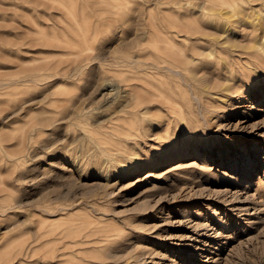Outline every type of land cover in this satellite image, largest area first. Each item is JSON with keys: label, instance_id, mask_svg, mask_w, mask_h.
<instances>
[{"label": "rangeland", "instance_id": "1", "mask_svg": "<svg viewBox=\"0 0 264 264\" xmlns=\"http://www.w3.org/2000/svg\"><path fill=\"white\" fill-rule=\"evenodd\" d=\"M174 18L224 30L228 8L220 0H0V264H58L52 257L62 251V264H264V65L251 64L261 32L243 49L253 61L230 63L237 77L245 69L239 86L261 80L221 112L226 130L220 121L202 126L183 87L159 95L165 106L150 114L117 118L121 101L95 91L100 77L123 89L127 77L146 74L133 62L143 31ZM185 44L207 49L204 67L232 54L205 39ZM116 125L137 137L136 170L119 168L136 144L115 146ZM170 142L178 150L168 154Z\"/></svg>", "mask_w": 264, "mask_h": 264}, {"label": "bare ground", "instance_id": "2", "mask_svg": "<svg viewBox=\"0 0 264 264\" xmlns=\"http://www.w3.org/2000/svg\"><path fill=\"white\" fill-rule=\"evenodd\" d=\"M244 1L245 5L243 6L239 2L232 4V0H220V4L228 8V18L224 21V30L200 28L195 25L187 26L178 21L177 18H174L172 19L173 22L167 23L164 28L151 25L143 31L144 43L140 44L141 51H139L138 57L133 62L142 64L143 67H139L138 69H142L147 73L139 78L135 76L127 77L124 83L126 87L123 89L118 88L107 77L98 78L95 88L98 96L105 103L111 100L121 101L119 107L111 114V118H115L121 112H128L138 116L150 114L153 109L165 106L164 101L157 98L159 95L165 93L170 94L174 88L181 89L183 87L186 89L184 90L185 93H183V96L194 101L196 106L195 113L199 118V123L205 127L208 123L220 121L219 117L221 116L219 115L222 114V111L225 113L224 111L228 110L227 106L231 103L230 101L243 97L242 89L245 88L249 92L254 90L256 93L259 90L256 83L260 82L259 80L261 79L253 78L251 75L249 80L245 81L246 87L239 86L242 78L240 74L242 75L245 69L237 72L239 74L237 77L233 66L231 67V64L234 63V66L246 68V65L253 61V58L249 56L250 52L245 54L243 49L250 44L257 31L261 32L257 40L263 43V50L260 56L251 64L257 69L261 64L264 65V0ZM176 38L179 39L177 40ZM198 39L207 40L210 48L214 46H226L230 52L232 51V54L229 56L230 60L228 62H222L221 64L216 61V64H210L209 67H204L202 65L204 60H201V58L207 52L205 51L207 49L202 47L197 48L198 46L195 44L189 47L180 46L181 44H185V42L196 41ZM185 46L187 45L185 44ZM214 53L215 56L219 57L217 52H211V54ZM128 64L133 66L132 62H128ZM153 70H157L158 72L162 71L166 73V76L150 74ZM215 70L219 72L216 73ZM223 72L227 74L224 73L222 75ZM139 91H144L147 96L138 95ZM122 97H124L123 100H121ZM165 99L168 101V98ZM232 106L231 103L230 107ZM219 125H221V121ZM230 125V121H228L226 124L219 126V128L226 130ZM116 126L111 130L117 140L115 146H118L120 150L124 151L130 141L134 140V144H136L135 147H131L129 150V153L135 155L133 159L130 158L131 162L120 164L119 168L128 171L130 169L132 171L133 169L136 170L140 166L137 162L142 161L141 158L136 156V153L140 149L137 147L139 144L135 140L137 137L125 127H121L120 125L119 127L118 125ZM144 135L149 137L155 134L154 132H146ZM138 139L142 140L144 138L138 137ZM167 142L165 141L163 144ZM175 147V143L170 142L166 145L165 149H167L169 154L175 151V149L178 150ZM117 154L119 155L120 153ZM178 155L180 157L183 156L184 151H179ZM222 175L225 176L227 174L226 172H222ZM237 203L243 204V202ZM205 236V233H200L194 237L193 241L201 243L203 242L202 237L205 238ZM52 255L54 253L50 255V259L56 258L58 264H62L66 252L56 253L53 257ZM104 255L112 258L116 257L117 253L106 250ZM136 262L142 264L145 260L144 258H139Z\"/></svg>", "mask_w": 264, "mask_h": 264}]
</instances>
